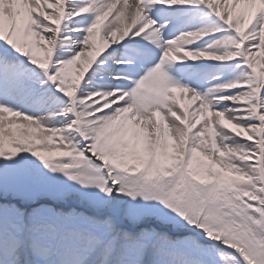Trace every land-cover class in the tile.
I'll return each mask as SVG.
<instances>
[{"label":"snow or ice","instance_id":"6c2138e0","mask_svg":"<svg viewBox=\"0 0 264 264\" xmlns=\"http://www.w3.org/2000/svg\"><path fill=\"white\" fill-rule=\"evenodd\" d=\"M162 13L199 26L176 35ZM189 61L233 76L201 91L171 74ZM21 153L108 197L84 264H264V0H0L6 225L44 178ZM181 221L197 234L159 229Z\"/></svg>","mask_w":264,"mask_h":264},{"label":"rangeland","instance_id":"374dc122","mask_svg":"<svg viewBox=\"0 0 264 264\" xmlns=\"http://www.w3.org/2000/svg\"><path fill=\"white\" fill-rule=\"evenodd\" d=\"M187 21L192 20L179 14L171 20V25H176L174 27L176 35H179L181 30H186L183 24ZM205 63L207 62H192L197 70L195 73L197 78L205 74L200 69ZM220 72L221 69L216 70L212 75L206 77L201 91H206L208 87L217 84L215 80L211 79ZM171 74L177 79L183 76L180 69H176ZM18 159L23 160L22 168L31 171L33 175L42 174L44 178L19 192V199L15 203L21 211L15 221L9 225L0 221V226L5 227L4 229L0 227V231L3 229L0 233V246L7 238L5 234L9 232L13 241L18 244V249L13 248V251L7 255L12 258V264H65L66 261H69V257L73 258L71 264H84V250L88 244L87 237L93 227L89 218L107 215L106 212H97L94 206L96 201L93 197L94 195L100 196L105 200L108 197L99 193L95 188L82 187L63 174L51 173L42 162L31 156L30 153H21ZM115 195L116 193L113 192V196ZM121 199L131 203L128 197H121ZM69 200L74 201L76 206H71ZM150 223L156 226L155 221ZM121 225L124 228L132 227L127 220H124ZM181 225L182 227L179 229H174L172 226H159V229L173 237L194 236L198 232L197 229L187 225L184 221H181ZM143 226L145 225L141 224L137 227ZM199 237L204 244L211 243L204 238L203 233H199ZM74 243H76L75 246ZM214 260L215 264H223L219 256L214 255Z\"/></svg>","mask_w":264,"mask_h":264},{"label":"bare ground","instance_id":"6f19581e","mask_svg":"<svg viewBox=\"0 0 264 264\" xmlns=\"http://www.w3.org/2000/svg\"><path fill=\"white\" fill-rule=\"evenodd\" d=\"M177 14L178 13H171V14L162 13V18L164 20H170L171 21V20L175 19ZM175 26L176 25H171V24L169 25V27L172 28L173 30H174ZM183 26H185V29L188 30L190 27L199 26V25L196 24V22H194L192 20V21L184 22ZM210 42H211L210 39H206L204 41H201L199 44L191 45L190 47L193 48V49H201V48L205 47V45L210 43ZM176 69H180L181 72L183 73V76H185V77H187L189 75H194L195 76V73L197 71L196 67L194 66V64H192L191 61L186 62L185 65H178L176 67ZM200 69H201V72H203L205 74L202 75V77H200V78H197L196 76H195V78L201 82V89H203V87H204V83H203L204 79H206V77L212 75V73H214L216 70H220L221 69V72L217 76H215V77H219L220 79L216 80V79H214V77L211 79V80H215L216 83L226 82V81L230 80L232 78V76H233V73L231 71L227 70L224 66L218 65V64H213V63H210V62H207L204 65H202L200 67ZM172 71L174 73L175 72V68H173ZM189 71H193V72L190 73ZM181 82L183 83V81H181ZM68 202L71 204V206H73V207L76 206V203L74 201L69 200ZM58 226L59 225L57 224V228H58ZM0 227H2V226H0ZM121 227H122V225H121ZM2 228L4 229L5 227H2ZM3 229H2V231H3ZM54 229H55V227H54ZM161 230H163V229H161ZM2 231H0V233ZM163 232H166V231H163ZM5 235H7V238H5L3 240L2 245L0 246V254H3L4 257H7L9 252L13 251V248H17L18 249V244H17L16 241L15 242L13 241V237L9 235V232H8V234H5ZM75 244L76 243H74V246H75ZM72 261H73V258L71 257V259H70V257H69V261H66L65 264H71Z\"/></svg>","mask_w":264,"mask_h":264}]
</instances>
